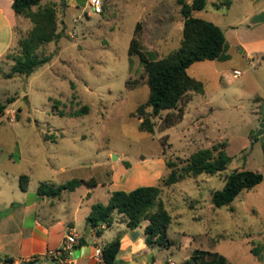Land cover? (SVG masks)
I'll return each mask as SVG.
<instances>
[{
    "label": "rangeland",
    "instance_id": "1",
    "mask_svg": "<svg viewBox=\"0 0 264 264\" xmlns=\"http://www.w3.org/2000/svg\"><path fill=\"white\" fill-rule=\"evenodd\" d=\"M213 1L194 16L222 30L229 57L188 68L189 76L203 83L204 93L192 95L177 125L160 131L154 118L153 135L138 130L136 109L149 91L138 56L129 55L128 49L140 23V49L149 58L158 60L176 50L183 24L178 0H100L98 11L88 0L43 1L41 6H54L59 35L37 50L39 58L49 60L28 76L7 78L11 57L19 52L17 42L32 27L19 17L20 27L28 29L17 27L16 44L0 60V104L5 105L0 117V200L36 196L43 182L58 186L93 178L94 187L82 183L62 191L60 201L59 196L47 197L55 199L54 212L62 216L88 192L80 217L88 205L107 203L111 174L118 169H132L131 176L138 168L150 169L154 179L145 183L160 185L170 171L165 159L180 165L195 151L222 145L231 157L225 171L163 188L160 199L171 217L167 236L173 245L156 248L154 264H186L194 250L217 253L227 264H264V179L228 205L215 208L210 201L233 170L264 177V134L253 140L264 123V71L244 73L232 48L234 31L251 24L245 17L252 0H231L229 9L219 10L211 6ZM224 66L242 76L232 79L226 72L221 77ZM22 175L27 177V194L19 188Z\"/></svg>",
    "mask_w": 264,
    "mask_h": 264
},
{
    "label": "trees",
    "instance_id": "2",
    "mask_svg": "<svg viewBox=\"0 0 264 264\" xmlns=\"http://www.w3.org/2000/svg\"><path fill=\"white\" fill-rule=\"evenodd\" d=\"M47 0H11V8L16 16L27 18L32 27L25 37L17 42L19 52L11 57V70L6 74L30 75L37 67L48 62L49 58H39L37 50L59 38L57 32L56 12L53 5L41 6ZM208 0H191L190 3L178 0L180 14L183 17L182 39L179 47L155 60L140 49L138 35L140 23L136 24L134 35L130 40L128 54L137 55L146 74L148 98L145 103L136 109L140 120L138 130L153 135L157 124L154 118L159 119L160 131L173 127L181 122L183 106L193 94H203L204 85L201 81L189 76L188 68L197 62L226 61L228 59L227 42L222 30L215 24L195 17L194 12L203 11ZM231 0H214L211 6L216 9H229ZM37 9L33 11V8ZM11 102V100H9ZM5 109L0 104V117ZM85 109V108H82ZM148 110V111H147ZM166 112L164 116H161ZM231 157L227 155L222 145H213L211 148L193 152L182 161L165 159L164 164L169 173L162 179L160 185L140 186L129 192L111 191L106 204H93L86 218V225L95 230L96 236H101L104 228L110 227L113 222L112 214L120 215L121 221L128 229H135L143 222L147 225L143 229L144 241L149 248H170L173 243L167 236V229L171 217L165 210L160 196L163 188L176 184L186 178L200 175L214 176L225 171L230 164ZM261 173L243 170H233L226 177L222 189L211 193L210 201L213 207L220 208L230 204L241 191H247L263 181ZM89 187L97 185L93 178L88 180H71L65 184L53 186L45 182L40 183L36 195L40 197H57L62 191H73L80 184ZM19 188H27V177H19ZM84 245L79 240L74 248ZM120 248L119 238L106 243L101 248L104 264H115L116 255ZM186 264H227L226 259L217 254L203 250H194L185 262Z\"/></svg>",
    "mask_w": 264,
    "mask_h": 264
},
{
    "label": "crops",
    "instance_id": "3",
    "mask_svg": "<svg viewBox=\"0 0 264 264\" xmlns=\"http://www.w3.org/2000/svg\"><path fill=\"white\" fill-rule=\"evenodd\" d=\"M11 3V0H0V60L16 44L17 27L24 32L28 29V27H20L19 17L21 16L14 14ZM259 13L264 14V0H252V10L245 19L247 17L252 19ZM250 23L244 29L234 31L232 46L237 54L235 55L238 66L244 73L255 70L264 71V22L252 23L250 20ZM227 46V53H229L228 43ZM228 70L226 66L222 67L219 71L221 77L228 72L232 79L238 78L232 74L234 70H237L236 68L231 72ZM257 98L258 101H263L262 97ZM131 170L118 169L112 173L109 182L110 190L129 192L140 186H155L154 183H145L150 178L154 179L155 173L152 171L150 173V169L144 172L138 168V176L129 175ZM23 192L27 194L28 189L26 188ZM88 197V192L81 195L72 210L62 216L54 212L55 199L47 197L43 199L36 195L18 200L11 197L0 200L2 208L0 209V264H21L22 262L61 264L59 260L62 258L76 264H104L95 260V250L101 249L117 237L120 240V248L115 264H154L153 254L156 248L147 247L143 236V229L147 222H143L135 229H128L121 221L120 215L113 213L112 224L107 228L102 226L103 232L98 237L95 230L86 225V218L92 204L88 205L79 217L83 200ZM60 200L62 199L59 196L58 201ZM67 234H75L76 244L79 240H84V245L74 248L68 255L57 256L55 253L61 249Z\"/></svg>",
    "mask_w": 264,
    "mask_h": 264
},
{
    "label": "built area",
    "instance_id": "4",
    "mask_svg": "<svg viewBox=\"0 0 264 264\" xmlns=\"http://www.w3.org/2000/svg\"><path fill=\"white\" fill-rule=\"evenodd\" d=\"M88 4H89V6L92 9H94L96 11H98L99 8L101 7L100 0H88ZM232 74H233L234 77H239L241 75V73L239 71H237V70H234L232 72ZM75 245H76V237H75V234H67V236L65 237V240L63 242V245H62L61 249L58 252H56L55 254L57 256H63L64 254L65 255H68L74 249ZM94 257H95V260L96 261L101 262V263L103 262L102 255H101V249L97 248L95 250ZM33 260H35V259H33ZM59 261H60L61 264H76L75 262L67 261L66 258H62ZM168 262H169V264H174L170 260Z\"/></svg>",
    "mask_w": 264,
    "mask_h": 264
},
{
    "label": "water",
    "instance_id": "5",
    "mask_svg": "<svg viewBox=\"0 0 264 264\" xmlns=\"http://www.w3.org/2000/svg\"><path fill=\"white\" fill-rule=\"evenodd\" d=\"M252 23H262L264 22V14L263 13H259L257 15H255L252 19H251ZM264 134V123H260L259 128L256 132V134L253 137V140H255L257 137H259L260 135ZM115 158V156H113ZM1 261V259H0ZM21 264H29L27 262H22Z\"/></svg>",
    "mask_w": 264,
    "mask_h": 264
}]
</instances>
